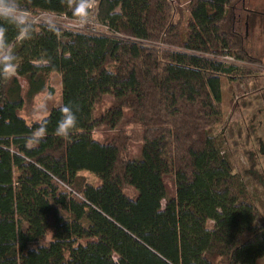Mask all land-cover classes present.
Returning <instances> with one entry per match:
<instances>
[{
  "label": "trees",
  "instance_id": "1",
  "mask_svg": "<svg viewBox=\"0 0 264 264\" xmlns=\"http://www.w3.org/2000/svg\"><path fill=\"white\" fill-rule=\"evenodd\" d=\"M233 1L190 0L186 32L173 41L168 0H97L99 33L31 22L25 37L0 20L7 51L19 39L15 74L0 76V264H256L264 257V223L233 173L224 137L214 133L221 78L261 65L233 29ZM17 2L25 14L75 20L89 12L85 0ZM225 53L246 66L222 62ZM53 74L59 104L28 121L22 109L54 94ZM106 94L112 105L96 117ZM64 105L77 123L61 137ZM124 108L142 129L137 160H121L118 138L93 136L99 125L115 127ZM166 175L175 196L165 199Z\"/></svg>",
  "mask_w": 264,
  "mask_h": 264
},
{
  "label": "rangeland",
  "instance_id": "2",
  "mask_svg": "<svg viewBox=\"0 0 264 264\" xmlns=\"http://www.w3.org/2000/svg\"><path fill=\"white\" fill-rule=\"evenodd\" d=\"M190 0H168L169 22L175 28V33L166 35L171 41L181 37L186 32V20L188 17V5ZM234 23L233 29L240 33L242 43L247 55L260 59L261 65L255 73L245 69L243 76L236 79L221 78L222 121L215 128V134H221L225 139L224 149L228 151L233 173L241 177L245 183L250 200L257 210L258 224L264 223V0H234L233 1ZM30 22H44L45 16H50L53 24L62 26L63 20L45 13H27ZM62 23V24H61ZM19 39L10 52H14ZM150 45V44H148ZM159 50L178 49L174 43L171 46L157 44ZM180 48V47H179ZM234 55V54H231ZM218 56V55H217ZM235 58V57H234ZM237 59V58H235ZM245 67L243 63H238ZM16 67L12 74H15ZM21 85L25 81L20 79ZM49 85L54 89V94L46 92L38 95L36 100L28 103L22 109V113L28 121L39 119L52 105L60 102V80L57 74H53ZM113 99L106 94L95 105L94 113L99 117L112 105ZM46 105L44 110H38ZM131 111L124 108L122 118L115 127L99 125L93 130V136L99 141H108L118 138L119 143L124 144L121 150V160L140 159L142 141L140 140L142 129L130 121ZM88 182L98 184L99 180L90 173H84ZM166 188V198L175 196L173 177H163ZM127 195H133V189H126ZM165 199L162 201L164 204ZM212 226V221L207 222V227ZM50 239V235L45 241ZM256 264H264V257L257 259Z\"/></svg>",
  "mask_w": 264,
  "mask_h": 264
},
{
  "label": "clouds",
  "instance_id": "3",
  "mask_svg": "<svg viewBox=\"0 0 264 264\" xmlns=\"http://www.w3.org/2000/svg\"><path fill=\"white\" fill-rule=\"evenodd\" d=\"M44 23L50 30H54L53 20L50 16H45ZM0 20L7 21L9 24L15 26L19 32L28 37L31 33V22L29 17L22 10L21 5L17 0H0ZM0 47L5 49V55L0 56V76L5 78L11 76L14 71V53L7 51L6 44L0 41ZM46 105L41 106L38 110H44ZM61 118L56 123V133L58 136L70 135V130L76 126L77 117L72 107L64 105L60 108ZM42 128H46L45 124H41ZM31 139L37 142L43 139V136L33 134Z\"/></svg>",
  "mask_w": 264,
  "mask_h": 264
},
{
  "label": "built area",
  "instance_id": "4",
  "mask_svg": "<svg viewBox=\"0 0 264 264\" xmlns=\"http://www.w3.org/2000/svg\"><path fill=\"white\" fill-rule=\"evenodd\" d=\"M96 2L97 0H85L84 5L89 10V12L87 14L79 16L75 20L66 19L64 16H61L60 18L63 20V23L66 24V26L68 27H72L78 30H83L91 33H99L101 32V28L104 27L103 26L100 27L99 23L96 22L93 16V10L95 8ZM219 59L225 63L237 62V60L234 58L233 55L227 53L219 56Z\"/></svg>",
  "mask_w": 264,
  "mask_h": 264
}]
</instances>
